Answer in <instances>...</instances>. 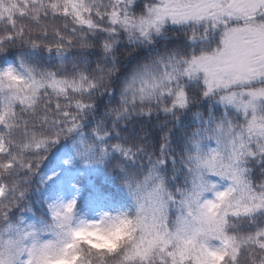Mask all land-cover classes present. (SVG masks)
I'll return each instance as SVG.
<instances>
[{"label":"snow or ice","instance_id":"1","mask_svg":"<svg viewBox=\"0 0 264 264\" xmlns=\"http://www.w3.org/2000/svg\"><path fill=\"white\" fill-rule=\"evenodd\" d=\"M0 264H264V0H0Z\"/></svg>","mask_w":264,"mask_h":264}]
</instances>
